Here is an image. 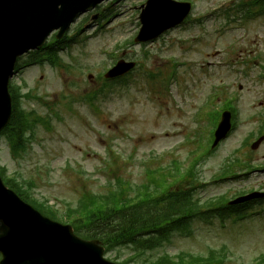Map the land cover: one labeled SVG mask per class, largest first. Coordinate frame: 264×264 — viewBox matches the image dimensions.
I'll return each instance as SVG.
<instances>
[{
  "label": "rangeland",
  "instance_id": "rangeland-1",
  "mask_svg": "<svg viewBox=\"0 0 264 264\" xmlns=\"http://www.w3.org/2000/svg\"><path fill=\"white\" fill-rule=\"evenodd\" d=\"M145 1L122 0L115 7L117 16L105 24L106 29L103 27L98 32H95L97 24L91 15L84 21L78 41L72 44L69 54L63 56L67 63L79 64L81 71L75 69L66 73L64 69L46 65L48 67L26 68L15 78V84H21L24 79L48 97L50 104L55 103L46 109L37 100L23 102L42 116L50 115L52 130L38 125L35 138L22 159L13 157L12 153L9 155L7 144L0 145V163L7 166L9 173L20 172L27 180L34 181L35 196L46 197L61 209L68 202H75L84 191L105 192L108 181L115 183L117 177L133 186L140 185L148 181L147 168L164 167L173 159H186L197 147L194 132L202 125L199 113L206 111L200 107L201 103L213 87L223 83H228L229 87L219 101L237 94L238 125L221 147L200 165L202 179L207 182V186L200 189V196L207 200L221 194L232 195L264 183V172L253 173L242 181L213 182V176L231 152L244 138L256 133L261 122L256 115L264 109V78H260L258 67L264 59L253 62L252 58L264 53L261 49L264 48V15L246 19L240 25L226 24L223 16H208L212 7L236 4L240 0H192L193 19L204 20L202 24L192 19L187 26L169 32L165 42L158 40L145 46L127 43L137 34L139 6ZM217 28L220 30L216 31ZM200 33L204 35L200 41L182 43ZM122 52L129 58L140 59L145 69H136L127 81H106L112 90L93 102L100 112H95L90 103L76 100L72 102L74 111L68 109L72 96L102 89L101 82L94 81L95 76L113 65L115 56ZM215 53L222 60L230 59L231 63L239 60L241 69L248 61L247 76L233 67L211 68L203 62L204 57ZM170 59L178 61V70L173 67L160 79L151 78V71L171 69L174 61ZM89 71L94 76L91 80L87 77ZM64 95L69 96L64 98ZM206 107L211 109L207 103ZM55 112L60 114L59 120ZM208 122L212 126L211 117ZM190 134L193 138L187 141ZM263 155L264 143L254 153V158H264ZM256 208L259 211L249 216V220H227L226 227L218 218L208 222L198 219L193 223V234L174 235L166 249L171 254L182 250L208 254L209 249L226 245L229 250L223 264H254L264 252V207ZM122 253L123 258L129 255L127 249Z\"/></svg>",
  "mask_w": 264,
  "mask_h": 264
},
{
  "label": "water",
  "instance_id": "water-1",
  "mask_svg": "<svg viewBox=\"0 0 264 264\" xmlns=\"http://www.w3.org/2000/svg\"><path fill=\"white\" fill-rule=\"evenodd\" d=\"M79 1L81 0H58L52 3L51 0H0L1 81L4 68L12 66L19 53L41 42L56 25L67 21L82 6ZM60 4L63 5L61 11L57 9ZM156 4L162 10L157 12L153 5L143 13L144 27L137 37L138 41L153 38L163 29L182 21L190 10L188 4L173 0H156ZM133 66V63L121 61L107 76L122 74ZM7 95L4 87H1L0 112L5 114L0 115V129L9 120L10 106L9 102L6 103ZM230 119V112L224 113L214 146L231 128ZM0 217L5 219L9 227L8 236L0 239L3 242L0 248L8 251V256L2 264H28L30 255L36 257L35 252L45 258V264H75L64 263L57 258L65 251L63 244L68 242L63 241L65 236L61 232V225L21 201L4 187L1 180ZM101 253L102 248L96 246L93 254L78 264H111L102 260Z\"/></svg>",
  "mask_w": 264,
  "mask_h": 264
},
{
  "label": "trees",
  "instance_id": "trees-1",
  "mask_svg": "<svg viewBox=\"0 0 264 264\" xmlns=\"http://www.w3.org/2000/svg\"><path fill=\"white\" fill-rule=\"evenodd\" d=\"M225 107L230 108V105ZM16 121L18 116L15 115L13 122ZM14 134L15 129L10 128L9 135ZM168 173L149 171L148 182L137 186L118 178L117 183L110 185L106 193L82 195L74 207L68 206L66 214L81 212L78 215L79 223L89 227L104 241L108 249L130 246L139 254L138 257L170 240L175 232H187L196 218L203 219L210 214L223 215L222 210L213 209L212 204H200L195 199L193 190H177L173 187L176 181H172L171 177L179 176L180 180H191L198 175L195 168L183 171L178 166L174 172ZM7 181L45 215L54 219L62 215L48 205L46 200L39 201L31 196L24 190L25 185L17 179ZM240 208H232L231 212ZM211 255L223 257L217 250H212ZM210 260L213 258L183 253L178 260L162 255L149 264H209ZM218 262H222V259ZM256 264H264V257Z\"/></svg>",
  "mask_w": 264,
  "mask_h": 264
},
{
  "label": "bare ground",
  "instance_id": "bare-ground-1",
  "mask_svg": "<svg viewBox=\"0 0 264 264\" xmlns=\"http://www.w3.org/2000/svg\"><path fill=\"white\" fill-rule=\"evenodd\" d=\"M58 0H51L52 3H56Z\"/></svg>",
  "mask_w": 264,
  "mask_h": 264
}]
</instances>
